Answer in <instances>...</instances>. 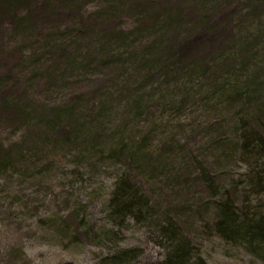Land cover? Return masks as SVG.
Wrapping results in <instances>:
<instances>
[{
    "label": "rangeland",
    "instance_id": "1",
    "mask_svg": "<svg viewBox=\"0 0 264 264\" xmlns=\"http://www.w3.org/2000/svg\"><path fill=\"white\" fill-rule=\"evenodd\" d=\"M258 134L264 0H0V264H264Z\"/></svg>",
    "mask_w": 264,
    "mask_h": 264
},
{
    "label": "trees",
    "instance_id": "2",
    "mask_svg": "<svg viewBox=\"0 0 264 264\" xmlns=\"http://www.w3.org/2000/svg\"><path fill=\"white\" fill-rule=\"evenodd\" d=\"M252 151L256 158L264 157V139L261 135H256L253 138ZM112 205L114 207V214L121 218H126L129 215H135L140 217L145 215L148 206V201L145 200L144 194L138 192L129 180L122 178L120 185L114 193L112 198ZM228 207H224L225 215L231 225L238 227V219L230 212ZM226 219V220H227ZM243 225L239 226L240 230H245L244 236L250 239V241L262 240L264 241V224L260 221H249L242 222ZM239 229V228H238ZM239 230V231H240ZM242 232V233H244ZM179 237V236H178ZM180 238V237H179ZM174 243V255H170L168 262L172 264H186L188 261L187 246L183 244L182 239L173 238ZM138 251L136 248L124 249L117 254V258H122L124 261L137 257ZM123 261V262H124Z\"/></svg>",
    "mask_w": 264,
    "mask_h": 264
}]
</instances>
